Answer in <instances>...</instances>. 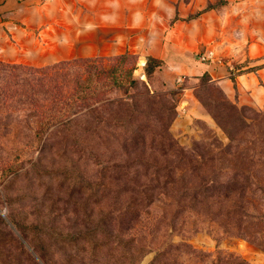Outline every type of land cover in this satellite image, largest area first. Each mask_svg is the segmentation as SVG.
<instances>
[{
  "label": "rangeland",
  "instance_id": "1",
  "mask_svg": "<svg viewBox=\"0 0 264 264\" xmlns=\"http://www.w3.org/2000/svg\"><path fill=\"white\" fill-rule=\"evenodd\" d=\"M67 2L64 15L52 6L49 25L35 30L15 29L13 40L18 48L7 57L18 62H5L42 67L75 58L123 54L126 45L121 37L129 21L126 13L132 10L138 13L139 23L150 21L156 37L163 23L169 22L170 27L178 21L165 19L170 6L166 3ZM224 4V0H217L209 5L218 10ZM147 30L141 27L139 31L144 37ZM213 40V49L221 60L213 66L237 73V49L223 45L220 38ZM140 44L142 51L134 53L138 66L135 76L159 94L176 92L180 109L171 133L185 148L184 158L192 159L190 148L196 144L202 146L201 151L212 147L216 140L227 144V135L196 97L203 75L186 77L173 68L167 73L164 65L148 80L145 66L151 55L145 51L146 42L141 38L138 42L131 40L132 46ZM205 44L209 42L195 46L192 53L198 64L202 62L197 51ZM151 47L155 50L157 43ZM168 80L176 87L171 89ZM13 109L0 97V217L9 224L0 220V264H42V253L58 264H153L160 247L164 251L162 264H238L231 254L250 264H264V248L226 232L218 222L193 217L191 222L198 219L197 223H188L182 233L159 237V216L165 210L159 204L162 176L169 175L170 165L183 157L174 150L164 156L159 145L148 143L137 148L123 140H96L88 145L57 147L53 150L58 153L53 157L55 167L44 165L34 173H24L16 183H11V177L4 180L1 169L6 161L16 162L20 157L25 172L43 150L34 147L24 151L12 143V133L5 128L23 118L12 113ZM220 203H213L214 211L220 209ZM117 209L122 211L119 217L114 214ZM139 211L142 214L137 216ZM13 216L24 225L28 240L24 241ZM90 230L97 233L90 234Z\"/></svg>",
  "mask_w": 264,
  "mask_h": 264
},
{
  "label": "trees",
  "instance_id": "2",
  "mask_svg": "<svg viewBox=\"0 0 264 264\" xmlns=\"http://www.w3.org/2000/svg\"><path fill=\"white\" fill-rule=\"evenodd\" d=\"M210 9L211 5L206 10ZM136 56L127 51L42 67L0 60V97L4 105L14 108L12 113L23 117L5 129L12 133V143L24 151L43 148L25 172L20 157L16 162L6 161L1 178L11 177V183H16L44 165L55 167L53 157L58 153L53 150L57 147L88 145L96 140H123L137 148L148 143L159 145L164 156L173 150L183 156L170 165L169 175L162 176L159 204L165 210L159 216V237L182 233L202 219L218 222L226 232L264 248V110L231 101L205 73L196 97L227 135L228 143L216 140L202 151L196 144L190 148L192 159L187 160L185 148L171 133L179 115L176 92L159 94L138 79ZM164 65L163 60L148 57L146 78L150 80ZM211 202H221L220 209L214 211ZM119 210L114 212L117 217L122 214ZM193 217L198 219L191 222ZM0 220L7 226L3 218ZM13 220L24 241L28 240L24 225L14 216ZM160 248L153 264L158 259L162 264L164 251ZM230 257L238 264H250L241 256ZM40 259L42 264H58L46 253Z\"/></svg>",
  "mask_w": 264,
  "mask_h": 264
},
{
  "label": "crops",
  "instance_id": "3",
  "mask_svg": "<svg viewBox=\"0 0 264 264\" xmlns=\"http://www.w3.org/2000/svg\"><path fill=\"white\" fill-rule=\"evenodd\" d=\"M67 1L77 5L83 0H0V60L18 62L15 58L7 57L11 50L18 48L13 40L16 39L15 29L35 30L49 25L53 18L52 6L57 7L56 13L64 15ZM62 2L65 6H62ZM101 2L170 5L165 19L178 21L170 27L169 22L159 26L157 37L148 19L139 23L136 11L125 12L129 15V21L124 25L126 34L121 37L126 45L123 52L140 53L142 45L132 46L131 40L138 42L141 38L146 42L145 51L165 62L167 73L172 68L186 77L209 73L231 101L240 106L264 108V0H225L218 10H206L209 4L217 0H92L96 5ZM141 27L149 29L148 35L143 37L140 34ZM215 38H220V43L228 48L237 49L239 55H236V60L240 66L237 73H232L227 67L221 66L217 70L213 65L194 62L192 53L195 46L209 42L197 51L199 56V53L215 47L212 45ZM155 43L157 47L154 50L151 45ZM168 82L171 89L176 87Z\"/></svg>",
  "mask_w": 264,
  "mask_h": 264
},
{
  "label": "built area",
  "instance_id": "4",
  "mask_svg": "<svg viewBox=\"0 0 264 264\" xmlns=\"http://www.w3.org/2000/svg\"><path fill=\"white\" fill-rule=\"evenodd\" d=\"M199 58L202 63H206L209 65H217L221 62L220 58H218V55L215 49H209V50L199 53Z\"/></svg>",
  "mask_w": 264,
  "mask_h": 264
},
{
  "label": "water",
  "instance_id": "5",
  "mask_svg": "<svg viewBox=\"0 0 264 264\" xmlns=\"http://www.w3.org/2000/svg\"><path fill=\"white\" fill-rule=\"evenodd\" d=\"M5 216V214H3Z\"/></svg>",
  "mask_w": 264,
  "mask_h": 264
}]
</instances>
